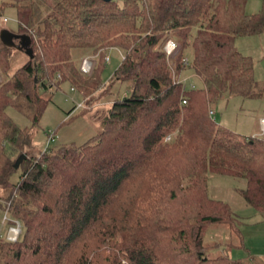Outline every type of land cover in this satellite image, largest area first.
<instances>
[{
    "label": "trees",
    "instance_id": "1",
    "mask_svg": "<svg viewBox=\"0 0 264 264\" xmlns=\"http://www.w3.org/2000/svg\"><path fill=\"white\" fill-rule=\"evenodd\" d=\"M248 2L0 0L1 10H16L18 33L34 49L11 74L13 48L0 47V207L22 228L16 241L0 239L2 264H264L249 251L231 257L244 246L242 220L209 195L210 175L245 179L241 194L264 217V136L210 115L232 96H264L254 60L236 46L264 33V6L249 14ZM169 40L180 45L175 56L165 51ZM114 48L123 55L111 80L130 93L111 101L104 130L30 156L33 128L52 100L45 91L69 82L92 94ZM81 49L97 56L93 75L74 58ZM187 68L202 86L187 87ZM11 107L32 127H19ZM213 225L237 241L210 246Z\"/></svg>",
    "mask_w": 264,
    "mask_h": 264
},
{
    "label": "rangeland",
    "instance_id": "2",
    "mask_svg": "<svg viewBox=\"0 0 264 264\" xmlns=\"http://www.w3.org/2000/svg\"><path fill=\"white\" fill-rule=\"evenodd\" d=\"M119 1L123 3L124 0ZM263 6L264 0H249L247 12L249 14L259 13ZM4 29L13 33L19 32L17 12L13 7H7L4 10L0 8V47L5 45L1 40V32ZM241 38L237 39L236 46L242 53L252 57L255 64V74L259 81L264 84V34ZM107 54L111 61L107 64L102 75L103 83L92 94L84 96L82 92L72 88L69 82L61 84L60 88L54 85L45 91V96H52V100L48 104L39 125L33 128L34 143L28 150L30 156H39L46 149L49 134L52 132L55 133V141L51 142L48 147L57 150L63 145L83 144L97 137L104 130L103 117L108 112L111 101L130 93V85L127 82H116L113 79L114 82L112 83L113 80H111L122 62V52L110 49ZM192 54L193 49L190 46L186 50L188 59H191ZM88 56H94L93 52L88 49H81L74 54L79 65ZM28 59L29 56L25 52L13 48L11 74L24 65ZM95 70L87 75H93ZM182 78L188 88L202 86L201 81L190 68L183 72ZM2 79L3 75L0 71V81ZM214 112L216 122L225 128L245 136L258 137L264 135L261 125V119L264 118V96L255 99L232 96L229 101L218 103L214 107ZM9 113L19 127L23 129L32 127V121L26 115L12 107L9 108ZM19 176V173L15 174L13 180L18 181ZM245 186V179L213 174L210 175L209 179V195L228 203L242 220L241 232L244 237V246L232 247L229 251L231 257L235 259L244 258L247 257L249 251L260 259H264V217L249 205L242 196L240 190ZM9 220H12L10 216ZM13 223L17 224V222ZM10 226L11 222L5 221V212L0 207V235H2L0 239H7L10 236ZM225 229L221 225L210 226L205 235V242L210 243V246L214 245L215 242L226 243L231 238ZM19 237L20 235L17 238ZM231 240L237 241L235 237ZM220 249L224 250V246ZM0 264H2L1 260Z\"/></svg>",
    "mask_w": 264,
    "mask_h": 264
},
{
    "label": "built area",
    "instance_id": "3",
    "mask_svg": "<svg viewBox=\"0 0 264 264\" xmlns=\"http://www.w3.org/2000/svg\"><path fill=\"white\" fill-rule=\"evenodd\" d=\"M180 50V45L174 41V40H169L167 42V44L165 45V51L166 53L169 55V56H175ZM106 60L107 62L109 63L110 62V56L107 55L106 57ZM96 64H97V56L94 55V56H88V57H85L83 60H82V63L80 64V69L83 73L85 74H91L93 73L95 67H96ZM210 115H214V111H210ZM261 125H262V129H263V133H264V118L261 119ZM55 133L52 132L51 134H49V142L47 144V147L45 150H47L49 147L48 145H50L51 142H54L55 141ZM167 141H171L172 140V137L171 136H168L166 138ZM5 221H9V217H8V212L5 211ZM22 232V228H21V225L20 223H18L17 221V224L16 225H11L10 228H9V237L7 238L8 240L10 241H16L18 238V236L21 234ZM1 236V235H0Z\"/></svg>",
    "mask_w": 264,
    "mask_h": 264
},
{
    "label": "water",
    "instance_id": "4",
    "mask_svg": "<svg viewBox=\"0 0 264 264\" xmlns=\"http://www.w3.org/2000/svg\"><path fill=\"white\" fill-rule=\"evenodd\" d=\"M1 40L6 46L25 52L30 58L34 57L30 35L13 33L8 29H4L1 32Z\"/></svg>",
    "mask_w": 264,
    "mask_h": 264
},
{
    "label": "crops",
    "instance_id": "5",
    "mask_svg": "<svg viewBox=\"0 0 264 264\" xmlns=\"http://www.w3.org/2000/svg\"><path fill=\"white\" fill-rule=\"evenodd\" d=\"M264 34V33H263ZM262 35V34H261ZM253 36V35H252ZM246 37H250V36H246ZM241 38V37H240ZM242 38H245V37H242ZM241 38V39H242ZM114 49H116V48H114ZM116 50H118V49H116ZM239 50V49H238ZM240 51V50H239ZM108 55V54H107ZM109 56V55H108ZM111 59V58H110ZM111 61V60H110ZM255 77H256V79L257 80H259L258 78H257V76H256V74H255ZM215 115V114H214ZM261 136H264V135H261ZM261 136H258V137H261ZM263 261H264V259H262Z\"/></svg>",
    "mask_w": 264,
    "mask_h": 264
}]
</instances>
